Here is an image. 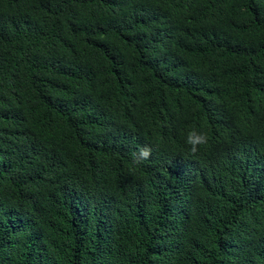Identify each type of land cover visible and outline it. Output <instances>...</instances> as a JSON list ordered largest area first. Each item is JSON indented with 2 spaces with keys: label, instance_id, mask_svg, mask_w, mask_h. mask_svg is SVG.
<instances>
[{
  "label": "trees",
  "instance_id": "obj_1",
  "mask_svg": "<svg viewBox=\"0 0 264 264\" xmlns=\"http://www.w3.org/2000/svg\"><path fill=\"white\" fill-rule=\"evenodd\" d=\"M263 167L264 0H0V264H264Z\"/></svg>",
  "mask_w": 264,
  "mask_h": 264
},
{
  "label": "clouds",
  "instance_id": "obj_2",
  "mask_svg": "<svg viewBox=\"0 0 264 264\" xmlns=\"http://www.w3.org/2000/svg\"><path fill=\"white\" fill-rule=\"evenodd\" d=\"M186 143H188L191 146V151L193 154H195L199 147L204 146L208 143V136L206 133L203 132H197V131H190L187 136ZM152 155V149L151 147L145 145L141 146L138 149V152L134 154V160L137 164L141 163L143 160H147ZM264 167L261 169L259 176H258V189H261L264 185ZM263 183V185H262Z\"/></svg>",
  "mask_w": 264,
  "mask_h": 264
}]
</instances>
